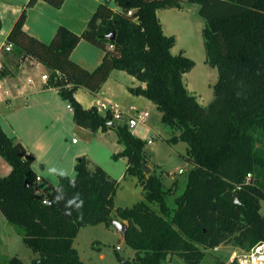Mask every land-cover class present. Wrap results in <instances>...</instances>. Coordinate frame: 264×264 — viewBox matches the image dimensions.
<instances>
[{
  "label": "trees",
  "instance_id": "16d2710c",
  "mask_svg": "<svg viewBox=\"0 0 264 264\" xmlns=\"http://www.w3.org/2000/svg\"><path fill=\"white\" fill-rule=\"evenodd\" d=\"M38 1L24 4L7 34L5 44L12 48L5 51L0 78L27 60L42 63L48 70L47 84L67 101L75 125L95 133L111 129L112 112L83 107L74 92L84 87L96 93L112 70L125 71L145 84L129 90L156 104L161 123L171 131L167 143L187 144L184 157L191 168L170 208V188L154 172H143L145 140L117 123L113 130L123 149L112 158H126L124 176L136 177L145 200L114 208L120 182L86 156L76 159L72 177L59 175L50 190L40 189L32 168L34 155L0 125V157L11 166L0 176V213L37 255L31 263L85 264L73 246L77 232L86 225H110L113 211L126 221L123 238L135 252L124 264H165L172 256L201 264L207 251L219 245L248 250L264 240V0H114L119 10L105 1L80 33L59 25L49 42L23 29L28 8ZM43 1L55 8L64 3ZM183 3L198 5L206 62L218 73L206 106L184 82L195 62L183 50L171 52L175 36L164 33L157 16V10L181 9ZM81 40L103 50L92 70L70 56ZM228 190L240 204L230 203L224 196ZM0 264L26 263L13 255Z\"/></svg>",
  "mask_w": 264,
  "mask_h": 264
},
{
  "label": "crops",
  "instance_id": "0c3cea01",
  "mask_svg": "<svg viewBox=\"0 0 264 264\" xmlns=\"http://www.w3.org/2000/svg\"><path fill=\"white\" fill-rule=\"evenodd\" d=\"M27 1L28 0H0V17L2 20V27L0 29V63L7 60L6 52L3 55L1 49L6 42L8 32L17 17L20 15L24 4ZM105 1H109V5L112 9H120L114 0H64V3L59 8H55L47 2L39 0L34 6L28 8L23 29L28 34L40 39L43 42H49L51 40L56 28L59 25H64L70 30L80 33L85 28L87 21L96 6ZM181 9H183V6ZM161 10L162 9L157 10V16L159 19ZM162 28L164 33L169 35L165 32L163 24ZM171 52L173 53V47L171 48ZM70 56L81 66L92 70L101 61L103 50L86 40H81L73 49ZM47 73L48 70L42 63L27 60L21 63L16 69H13L11 75L0 78V110L4 108L11 111L9 121L12 128H14L11 129V135H9L14 136L16 139L21 141L27 151L34 155L32 168L36 172V175L40 177V180H38L37 183L38 187L43 190L45 188V185H42L43 183L50 185L49 190L52 186L56 185L59 175H69L72 177L75 173L74 164L76 159L84 154L83 151H77L74 153V155L69 158V168L66 169V164H64L63 161L66 162L67 158L64 153L61 155L60 153L52 154L50 151L51 143L55 142L60 137V133L61 130L64 129L65 122L68 121V123H70L73 121V118L71 108L69 107L67 101L60 97L58 89L56 87L49 86L47 82L42 79V75ZM136 85L145 86L144 83H141L134 76L126 73L125 71L114 69L96 93H92L84 87H78L74 92V96L82 104V106L86 108L92 105L98 107L103 103L111 112H113L114 109L121 111L124 118L127 115L134 114L137 110H147L149 112L148 117H150V111L148 109H151L154 111L153 119L160 120L161 112L157 109L156 104L142 95H135L130 92L129 87ZM187 87L189 91L196 93L194 90L195 87L190 86V84ZM196 98L201 105H205V103L198 97ZM21 110L31 114L24 116L21 114ZM26 110L34 111L31 112ZM34 112H36L35 116ZM147 121L148 118L145 123L139 125L138 129H135V126L130 128V131L134 135L145 140L146 144H153V142L157 140L159 133L154 132L152 126L147 124ZM37 126H40L41 128L36 129ZM43 126L46 128H42ZM48 126L54 127V131L48 132L50 131L47 130ZM20 127H25L27 133L21 131L19 129ZM2 128L5 131L4 127ZM83 131L88 132L89 130ZM109 131L110 129L107 131L98 130L96 134L108 133ZM167 138L169 137H166L165 140ZM149 140H151V143H149ZM122 149V144L116 145V148L113 149L114 151L110 153L111 158L112 154L121 152ZM149 158H151L150 155ZM89 159L93 162L91 158ZM118 160H122V162L125 163V171L126 158L121 156L117 158L116 161ZM146 164H149L148 158ZM0 166L3 167L4 171H8V173L11 170V166L1 157ZM124 171L117 178L109 174V172L108 174L116 180L124 179L126 176H129H124ZM136 183L138 184L137 181ZM114 208H116L115 204ZM0 215L1 224L7 230L11 231L14 226L7 222L2 213H0ZM111 216H114L113 212ZM113 218L119 219L118 217ZM124 222L126 223V221ZM7 225L9 228H7ZM6 232L5 234L4 232L0 233L1 247H7L12 244L14 236L12 237L10 233ZM36 256V254H33L32 259Z\"/></svg>",
  "mask_w": 264,
  "mask_h": 264
},
{
  "label": "rangeland",
  "instance_id": "374dc122",
  "mask_svg": "<svg viewBox=\"0 0 264 264\" xmlns=\"http://www.w3.org/2000/svg\"><path fill=\"white\" fill-rule=\"evenodd\" d=\"M168 9L160 11V19L165 32L175 36L173 53H179L180 50H183L185 55L195 62L194 67L184 74L185 85L188 86L190 84V86L195 87L196 93L190 92L196 94V97L203 101L205 103L204 106H206L213 99V84L217 81L218 73L215 67L206 62V51L202 36L204 21L198 14V5L195 3H183V9ZM1 51L4 55V46ZM1 66L2 63H0V68ZM148 110L150 111V117H148L147 124L151 125L153 131L158 132L159 136L153 144L145 143L144 150L148 153L146 155L149 163L147 165L151 167L152 172L161 178L163 186L170 188L171 193L167 197V204L171 208L174 206L173 197L177 196L183 189L185 176L189 168H191V165L188 164L184 157L187 144L185 142H179L175 145L168 144L166 141L168 138L166 140L165 138L171 136L170 129L164 126L160 120L153 119L154 111ZM10 112L9 109L3 108L0 110V125L4 127L8 135H11V129H14L9 121ZM20 112L24 116L31 114L23 110ZM35 115L36 112H34ZM123 121L125 122L124 119L116 122L124 124ZM139 125L141 123L135 129H138ZM40 128V126H37L36 129ZM42 128L46 127L43 126ZM19 129L27 133L25 127H20ZM53 129L55 128L52 126L47 128V130H50L48 132H53ZM83 130L87 129L74 125L73 121L70 123L66 121L60 137L50 145L51 153H60V155L64 153L67 161H63V163L66 164V169H68L69 158L77 151H83L84 154L82 156L91 158L93 160V162L91 161L92 164H98L112 176L119 177L124 171L125 163L122 160L116 161L117 159L111 158L110 153L114 151L113 149L116 148V145H120L117 143V135L114 130L111 128L108 133L103 134L85 132ZM149 155L151 158H149ZM178 168H182L183 172H178ZM7 173L8 171H4L3 167L0 166V176H4ZM174 180L179 181L177 186L173 183ZM118 181L120 185L114 197L116 207L131 206L137 201L145 200L142 186L140 183H136L137 179L134 176L131 177L129 175L124 179H118ZM42 185H45L44 190H49V184L43 183ZM261 205V213L264 215V200L261 201ZM113 214L114 216L112 217H117L114 211ZM7 228H9L8 225ZM6 231L14 238L11 245L7 247L0 246V259L7 260L9 257L17 255L26 264H32L31 260L34 253L23 243L21 234L16 227L14 226L11 232L0 222V233L4 232L5 234ZM74 247L78 250L80 258L85 264H124L122 262L123 259L131 261L135 255L134 250L126 244L119 231L113 225H105L104 223L82 226L74 239ZM235 251L238 253L240 249L232 244L219 245L207 251L201 264H218L219 261H224L227 264L232 263L234 261H231L230 258ZM165 264L186 263L179 257L172 256Z\"/></svg>",
  "mask_w": 264,
  "mask_h": 264
},
{
  "label": "built area",
  "instance_id": "2783aa9c",
  "mask_svg": "<svg viewBox=\"0 0 264 264\" xmlns=\"http://www.w3.org/2000/svg\"><path fill=\"white\" fill-rule=\"evenodd\" d=\"M128 15L132 14V10H128L127 12ZM4 50L5 51H10L12 48V44H5ZM42 79L47 81L48 76L47 74L42 75ZM99 112H102L103 114L106 112V110H109L105 104H101L98 106ZM113 114V120L118 121V120H125L124 124L128 126V128H133L137 126L138 124L145 123L149 116V112L147 110H137V112H134L132 115H127L125 118L123 117V114L121 111L118 109H114L112 112ZM151 142V140H149ZM178 172H183L182 168L178 169ZM251 174L247 175V181L249 180ZM37 179H40V177H37ZM238 189L239 186H236ZM46 204H50L51 202L47 199L43 201ZM231 261H236L237 264H264V240L259 241L255 245H253L251 248L248 250H243L240 249V252H233L231 255Z\"/></svg>",
  "mask_w": 264,
  "mask_h": 264
},
{
  "label": "water",
  "instance_id": "95a60500",
  "mask_svg": "<svg viewBox=\"0 0 264 264\" xmlns=\"http://www.w3.org/2000/svg\"><path fill=\"white\" fill-rule=\"evenodd\" d=\"M114 35H115V32H111L109 37L113 38ZM108 125H109L110 128L113 129V128L116 127L117 123H116V121L111 120V121H109ZM142 169H143V172L146 175L151 173V167L148 166L147 164H143L142 165ZM224 196L230 201L231 204H233V205L234 204H240V201H239L238 197L232 191H230V190L226 191L224 193ZM110 223H111V225H113L119 231L120 235L122 237H124L125 231H126V228H127V224L124 221L119 220L117 218H113V217L110 218ZM124 261L125 260L123 259L122 262H124Z\"/></svg>",
  "mask_w": 264,
  "mask_h": 264
}]
</instances>
